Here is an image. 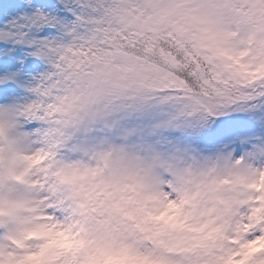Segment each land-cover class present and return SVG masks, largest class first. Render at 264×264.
<instances>
[{"label": "snow or ice", "instance_id": "6c2138e0", "mask_svg": "<svg viewBox=\"0 0 264 264\" xmlns=\"http://www.w3.org/2000/svg\"><path fill=\"white\" fill-rule=\"evenodd\" d=\"M94 7L0 0V264H264V79L139 142L58 120L61 57ZM193 8L225 69V57L264 67V0ZM118 142L146 163L114 168ZM209 195L218 224L194 234L186 222Z\"/></svg>", "mask_w": 264, "mask_h": 264}, {"label": "trees", "instance_id": "16d2710c", "mask_svg": "<svg viewBox=\"0 0 264 264\" xmlns=\"http://www.w3.org/2000/svg\"><path fill=\"white\" fill-rule=\"evenodd\" d=\"M95 0L82 36L61 57L54 116L69 124L121 128L126 141L210 114L224 90L264 79L255 58L225 69L195 15L197 0ZM105 7V8H104ZM237 83V85H236ZM150 116L149 125L144 118ZM130 145L117 143L122 155Z\"/></svg>", "mask_w": 264, "mask_h": 264}, {"label": "clouds", "instance_id": "9594fccd", "mask_svg": "<svg viewBox=\"0 0 264 264\" xmlns=\"http://www.w3.org/2000/svg\"><path fill=\"white\" fill-rule=\"evenodd\" d=\"M68 163L74 164L76 161L72 160ZM112 166L116 169L132 171L137 167V164L131 156L119 154L113 157ZM217 207L218 205L211 195L206 196L200 202L196 211L198 222L195 219L186 222L188 225H191L194 234L203 235L212 233V229L218 224V220L216 219L217 212L215 210Z\"/></svg>", "mask_w": 264, "mask_h": 264}, {"label": "rangeland", "instance_id": "374dc122", "mask_svg": "<svg viewBox=\"0 0 264 264\" xmlns=\"http://www.w3.org/2000/svg\"><path fill=\"white\" fill-rule=\"evenodd\" d=\"M108 2H113L112 0H107ZM105 8V7H104ZM64 65L66 64L65 63V61H64V63H63ZM236 64H238L239 65V62H236ZM63 77V69L61 68L60 70H59V72H58V78H62ZM236 85H237V83H236ZM233 87H235V85L233 86ZM232 88V87H231ZM230 88V89H231ZM221 94H223L222 92H220ZM57 102V101H56ZM130 150H132L133 151V149H132V147H130ZM129 156H132V155H134L132 152H129ZM126 155V154H125ZM128 155V154H127ZM221 163V165H223V161H221L220 162Z\"/></svg>", "mask_w": 264, "mask_h": 264}]
</instances>
